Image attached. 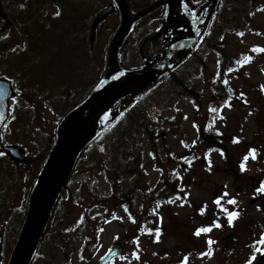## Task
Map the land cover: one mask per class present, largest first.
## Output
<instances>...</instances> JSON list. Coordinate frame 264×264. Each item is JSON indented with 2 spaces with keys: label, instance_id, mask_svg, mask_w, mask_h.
I'll return each instance as SVG.
<instances>
[{
  "label": "rangeland",
  "instance_id": "1",
  "mask_svg": "<svg viewBox=\"0 0 264 264\" xmlns=\"http://www.w3.org/2000/svg\"><path fill=\"white\" fill-rule=\"evenodd\" d=\"M51 1L53 6L47 5L45 12L48 10L53 15L59 9ZM145 1L148 0H132L137 5ZM244 1L237 4L234 0H222L218 16L213 19L204 42L189 61L134 103V107L120 121L128 124L127 140L121 147L117 146L114 152L116 145L105 149L104 143L99 141L81 157L78 162L80 174L76 172V178L68 185L69 189L62 193L46 237L32 264H96L99 257L116 241L123 242L122 255H128L130 259L134 249L139 251L141 259H132L131 264H177L185 253L192 254L188 264H244L250 255L248 245L253 240H258L259 233L264 230V198L258 197L255 202H251L258 195L253 194L258 182L264 180V91L259 87L264 83V71L261 70L264 69V53L253 51L254 46L264 47V10H261L264 0ZM64 2L66 11L71 12L69 3H72V8L75 7V19L79 17L81 20L77 19L76 23L81 30L84 29L78 37L82 36L83 42L89 43L91 16L106 5L107 1ZM22 4L25 7H20ZM27 5H30L29 0L1 1L2 13L7 16L15 15L11 23L12 29L0 33V76L12 78L19 92L16 98L18 103L13 105L14 111L12 109L15 120L11 116V122L4 133L11 143H18L27 152L26 164L23 165L15 164L6 156L0 157V234H4L0 258L2 264L7 263L15 232L24 219L34 175L30 167L31 159H36L35 167L39 168L46 151L51 147L56 121L76 100L87 94L92 87L89 82L93 83L98 79L104 52L117 25V22L112 25L116 14L108 16L109 19L100 27L101 33L95 39L97 49L94 48L91 55H87V52L82 53L83 55L80 53L78 62L82 64L78 65L80 74L79 84L75 87L77 93L60 97L58 93L62 90L60 84L66 81V70L60 67L61 58L58 60L54 55L61 47L51 50L53 43L38 45L33 36L28 41L31 43L30 48H25L27 43L23 42L21 35L25 36L27 31L23 30L27 29L16 17H22ZM29 14L25 15L26 21L30 19ZM66 21L71 27L74 22L71 13L64 18L62 24ZM108 22L110 26L105 27ZM4 24L0 15V28ZM158 26V21H143L134 28L121 52L123 64L128 67L141 64L139 43ZM239 32L244 35H237ZM221 36L224 37L223 40L220 39ZM24 50H28L27 54L20 56L19 52ZM245 55H251L252 61L237 66L235 60H244ZM229 66L238 70L227 73L226 68ZM69 69L70 79L74 76V71ZM217 71L221 73V77L214 81ZM225 77L235 91L230 101L232 107H224L222 112L212 113L210 106L219 108L231 95L229 86L221 82ZM35 86H40L43 90ZM45 87L54 91L48 92ZM212 89L216 91L213 92ZM241 91L246 94L249 103L245 104L239 97ZM197 104L199 110L195 107ZM250 109L251 115L248 114ZM221 115L226 119H220ZM213 117H216L214 127L219 128L223 136H217L214 131H205L206 124L212 122ZM193 121L200 125L199 132L193 127ZM131 122H134V126ZM106 135H112L110 137L113 139L115 133ZM116 136L119 137L118 134ZM233 136H240L241 142L233 144ZM197 137V143L189 148L181 144L183 140L191 145L192 140ZM111 143L113 145L112 141ZM249 146H255L259 156L255 160L250 158L247 162L248 170L242 173L239 171V161ZM210 147L223 148L226 153V158L218 151L211 153V172L205 167V154ZM150 153H155V158ZM169 153H175L177 157L187 156L189 160L195 155L198 159L189 166ZM114 156L116 159L120 156L130 157L131 160L129 163L124 161L123 169L116 172L110 162ZM158 169H163V173ZM173 169L180 172L183 180L174 178ZM225 185L229 197H225L222 204L230 211L234 210L236 206L228 204L227 200L238 194V205L242 210L240 217L234 221V226L226 223L223 210L212 203L216 196L225 191ZM148 188L153 190L149 192ZM185 192L191 193L186 197L191 201L190 204L181 206L179 200L176 203L168 202L169 198L175 200L177 194L183 197ZM79 193L82 195L76 197ZM101 194L109 197L100 201ZM157 200L163 201L157 208V212L163 216L162 225L159 224V218L151 212L156 207ZM205 201L208 202V208L201 215L198 208ZM125 204L136 218L135 224L121 207ZM257 205L261 207L258 209ZM217 213H220L218 218L224 224L223 228L213 229L200 237L193 235L195 227L209 225L217 218ZM81 217L83 221L78 223ZM105 220L109 222L105 223ZM141 226L144 228L143 233L139 231ZM157 226L162 228L158 242L155 241V232H148V229H155ZM9 227H13L12 233ZM101 228L104 229L103 232L98 231ZM117 234L119 240L114 239ZM229 234L231 239L226 243L225 239ZM208 236L215 241L212 245L214 254L202 258L198 253L208 247ZM134 237H139V249H136ZM74 240L76 241L72 243ZM54 250H59L62 254L53 256ZM81 255L85 257L83 260L80 259ZM259 256L260 254L257 259ZM115 264L128 262L117 258Z\"/></svg>",
  "mask_w": 264,
  "mask_h": 264
},
{
  "label": "water",
  "instance_id": "2",
  "mask_svg": "<svg viewBox=\"0 0 264 264\" xmlns=\"http://www.w3.org/2000/svg\"><path fill=\"white\" fill-rule=\"evenodd\" d=\"M116 2L121 10L122 23L110 44L107 69L99 82L100 84L106 80L107 83L100 88L96 86L89 96L72 109L58 125L55 135L56 143L31 192L25 221L8 264H30L60 192L70 177L80 152L122 112L131 100L190 54L206 31L218 0H202L198 5L191 4L194 14L183 10L181 0L160 1V4H166L168 12L167 16L164 15L165 24L158 33V36L164 35L163 45L154 57L149 58L144 55L141 48L145 65L135 70L121 68L118 51L133 22L145 11L134 14L126 0H116ZM111 8L110 6L104 9L97 16L96 22L109 13ZM120 73L123 75L120 76ZM0 86L8 93L0 99V112L4 113V120L0 121L1 132L9 117L10 97H14L16 92L10 80L0 78ZM105 112H110L112 115L104 124H101L100 120ZM0 152H7L17 159L23 158L22 150L16 146H3L2 139H0ZM111 248L116 249L119 254L122 252L120 244H114ZM112 259L105 256L99 264H108Z\"/></svg>",
  "mask_w": 264,
  "mask_h": 264
},
{
  "label": "snow or ice",
  "instance_id": "3",
  "mask_svg": "<svg viewBox=\"0 0 264 264\" xmlns=\"http://www.w3.org/2000/svg\"><path fill=\"white\" fill-rule=\"evenodd\" d=\"M195 3V4H200L201 3V0H181V4H182V8L183 10L186 12V13H193L194 14V9L192 7H190V5L192 3ZM20 7H25V5H20ZM57 8L59 9V5H57ZM261 10H264V5L261 6ZM54 16L56 17H59L61 15V11L58 10L56 11L54 14ZM163 15L167 16L168 15V12L165 11L163 13ZM251 15V13H250ZM210 34V33H209ZM237 35L239 36H243L244 33L243 32H239L237 33ZM202 39V37H201ZM221 40L224 39L223 36L220 37ZM27 47V45H25V48ZM173 47H175V45H173ZM13 51H15V49H13ZM253 51H255L256 53H264V47H261V46H254L253 47ZM253 59V57L251 55H245L244 56V60H241V59H236L235 60V64L237 66H242L245 62H251ZM217 64L219 65L220 64V61L218 60L217 61ZM238 68H234V67H227L226 68V72L227 73H233L234 71H237ZM262 71H264V69H261ZM120 76L123 75V73H120L119 74ZM220 77H221V73L219 71L216 72L215 76L213 77L214 81L216 80H220ZM224 85L226 86H229V79L227 77L223 78L222 81H221ZM107 81H102L100 84L97 85L98 88L100 87H103L104 84H106ZM260 87V90L261 91H264V83L260 84L259 85ZM152 91V88H149L148 89V92L150 93ZM213 92L216 91V89H212ZM228 91L229 93H231V95H229L224 101L223 103L219 106V108L217 107H213V106H210V112L212 113H217L218 111L222 112L223 108L224 107H229L231 108L232 107V104L230 103V101L232 100L233 98V95H235V91L229 86L228 88ZM8 93L3 89L2 86H0V99H3V97L7 96ZM239 97L241 99L244 100V103L247 104L249 103V101L246 99V94L241 91L239 93ZM18 103V101H16L15 97H10V107L14 104ZM195 103V102H193ZM195 107L197 108V110H199V105H195ZM178 110V109H177ZM14 111V109H13ZM249 115L252 114L251 112V109L249 110ZM112 114L110 112H105L103 114V117L101 118L100 120V123L101 124H104V122L106 120L109 119V117L111 116ZM12 119L15 120V116L13 115L12 116ZM171 119H175V117H171ZM185 119H187V115H185ZM215 119L216 117H213V120L212 122L210 123H207L206 126H205V131H208V132H215V134L217 136H223V132H221V130L219 128H215L214 127V123H215ZM220 119H226L223 115L220 116ZM245 119H247V117H245ZM4 120V113L3 112H0V121H3ZM4 127L7 129L8 128V125L5 124ZM193 127L196 128L197 132L200 131V125H198L195 121H193ZM241 131H243V128H241ZM4 137V133L3 132H0V139H3ZM199 137H197V139H194L192 140L191 142V145H189L188 143H186L185 141H181V144L185 147V148H189L193 145H195L198 141ZM241 137L240 136H233L231 138V142L233 144H239L241 142ZM103 150V148L101 149ZM213 151H218L220 153V155L222 157H225L226 158V153H225V150L223 148H214V147H210L207 149V153L205 154L206 156V159H207V164L205 165L206 167V170L211 172L212 171V159H211V153ZM5 153L4 152H0V156H4ZM150 155L153 156V158H155V153H150ZM170 156H173L175 157L176 159L178 160H183L185 161L189 166L192 165L193 161L198 159V157H196L195 155H193L192 159L189 160L187 156H184V155H181V156H176L175 153H169ZM259 156V152H258V149L255 147V146H249L247 148V151L242 155V158L240 159L239 161V171L240 172H245L248 170L247 168V162L249 161V159H257ZM143 167V166H142ZM158 171H160L161 173H163V169H158ZM173 172L175 173V176L174 178H179L180 180H183V177L180 175V172L177 171L176 169H173ZM186 187V186H185ZM225 188V191L219 195V196H216L214 198V200L212 201V203L215 205V206H218L220 207L222 210H223V214L226 215V223L229 225V226H234V221L240 217L241 215V212L242 210L239 209V205H238V199H237V196H231L228 200H227V203L230 204V205H233V206H236L234 210H229L227 207H225L224 204H222V200L225 199V197H229V193L227 192V185L224 186ZM153 189L152 188H148L147 191L151 192ZM181 191H183V189H181ZM260 193H264V180H260L258 182V187H256L254 189V195L256 194H260ZM191 193L190 192H185L184 193V196L181 197L179 194L176 195V199L173 200L171 198H169L168 202L169 203H176L177 200H179L181 206H183L185 203H191L190 200H187L186 197L190 196ZM163 201L161 200H157L156 201V207H153L151 209V212L153 215L157 216L159 218V224L162 225L163 224V216L157 212V208L160 207L162 205ZM121 207L124 208V211L128 214V217L129 219L131 220V222L133 224L136 223V218L132 215V213L128 210V206L125 204V205H122ZM261 206L260 205H257V208L259 209ZM141 208H143V205H141ZM207 208H208V202L205 201L203 203L202 206H200L198 208V212L203 215L206 213L207 211ZM107 211V209L105 210ZM220 215V213H217V218L214 219L209 225H206V226H197L195 227L194 231H193V235L196 236V237H200L202 234H207V233H210L213 229H218V228H223L224 227V224L220 222V219L218 218ZM117 219H123V217H117ZM83 221V217H81V220L78 221V223L82 222ZM109 221L105 220V223H108ZM70 229H65V231H69ZM98 231L100 232H103L104 229H99ZM140 232L143 233L144 231V228L141 226L140 229H139ZM155 232V241L158 242L160 240V237H161V234H162V228L157 226L155 229H148V232L149 233H152V232ZM115 240H119V235L117 234V236L114 237ZM134 241H135V244H136V249H139L140 247V243H139V237H134L133 238ZM215 244V241L211 238V236H208L207 238V245L208 247L204 250V251H200L198 253V255L200 257H205V256H208V257H211L213 254H214V249L212 247V245ZM256 245H261V246H256ZM249 248H250V255L249 257L244 261V264H254V261L257 260V255L260 254L262 257H264V230H262L260 233H259V239L258 240H253L252 243L250 245H248ZM155 255V253H154ZM165 255H168V253H165ZM192 254L191 253H185L182 255V258L178 260L177 264H188V261H189V257L191 256ZM105 256H108L110 258H114L113 259V264H115V258H118L120 261H127L128 264H131V260L134 259V260H140L141 257H140V253L139 251L137 250H133L132 253H131V259L129 258L128 255H122V254H119V252L114 249V248H109L107 250V252H105L104 255H101L99 257L100 260H104L105 259ZM85 257L83 255L80 256V259L83 260ZM0 264H2V261H0Z\"/></svg>",
  "mask_w": 264,
  "mask_h": 264
},
{
  "label": "trees",
  "instance_id": "4",
  "mask_svg": "<svg viewBox=\"0 0 264 264\" xmlns=\"http://www.w3.org/2000/svg\"><path fill=\"white\" fill-rule=\"evenodd\" d=\"M236 1H238V0H236ZM239 3V2H238ZM10 21H11V19H8L7 20V25H10ZM27 24L28 25H30V26H32L33 28H38V32H36V34H39V32L41 31L40 29V25H38V23H36V22H34V21H27ZM40 30V31H39ZM26 42H28V38H26ZM39 49H40V47H39ZM27 51L28 50H24L23 52H19V55L20 56H22V55H26L27 54ZM40 51H42L41 49H40ZM65 53V52H64ZM69 54H71V52L69 51H66V57L69 55ZM68 58V57H67ZM70 59L71 58H68V60H66L67 62L68 61H70ZM70 62H73V61H70ZM98 75H100V69H99V72H98ZM96 80V79H95ZM66 84H67V89H71V87H70V84L68 83V82H66ZM125 138L124 137H119L117 140H116V144H121V141L122 140H124ZM116 164V163H115ZM116 170H119V169H121L122 168V164L121 163H118V164H116ZM56 253H58L59 255H61L60 254V251L59 250H56Z\"/></svg>",
  "mask_w": 264,
  "mask_h": 264
},
{
  "label": "bare ground",
  "instance_id": "5",
  "mask_svg": "<svg viewBox=\"0 0 264 264\" xmlns=\"http://www.w3.org/2000/svg\"><path fill=\"white\" fill-rule=\"evenodd\" d=\"M118 104H120V102H119ZM118 104H117V105H118Z\"/></svg>",
  "mask_w": 264,
  "mask_h": 264
}]
</instances>
